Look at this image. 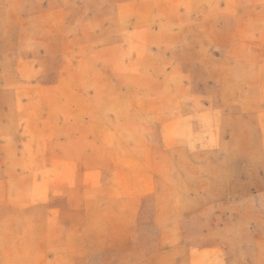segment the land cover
Here are the masks:
<instances>
[{
	"label": "rangeland",
	"instance_id": "1",
	"mask_svg": "<svg viewBox=\"0 0 264 264\" xmlns=\"http://www.w3.org/2000/svg\"><path fill=\"white\" fill-rule=\"evenodd\" d=\"M128 146L169 232L264 264V0H0V264Z\"/></svg>",
	"mask_w": 264,
	"mask_h": 264
},
{
	"label": "crops",
	"instance_id": "2",
	"mask_svg": "<svg viewBox=\"0 0 264 264\" xmlns=\"http://www.w3.org/2000/svg\"><path fill=\"white\" fill-rule=\"evenodd\" d=\"M124 149L106 158L96 153L99 162L83 166L95 169L96 180L80 186L78 209L65 189L49 195V210L32 218L26 264H228L220 244L201 248L194 233L188 239L178 227L169 232L167 212L143 209L153 194L157 198L162 179L148 156Z\"/></svg>",
	"mask_w": 264,
	"mask_h": 264
}]
</instances>
